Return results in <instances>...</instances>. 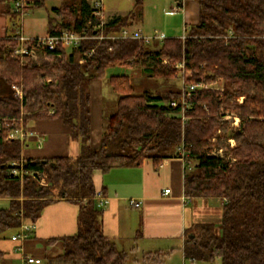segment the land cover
<instances>
[{"label": "trees", "instance_id": "16d2710c", "mask_svg": "<svg viewBox=\"0 0 264 264\" xmlns=\"http://www.w3.org/2000/svg\"><path fill=\"white\" fill-rule=\"evenodd\" d=\"M15 1L0 0V5L14 6ZM49 1L23 0L22 11L9 8L7 14L28 13ZM176 1L180 6L197 2L199 20L185 38H166L156 51L138 40H96L142 17L145 0H136L126 16L104 21L102 29H97L101 20L93 16L89 1L60 0L53 10L57 18L48 19L49 35L74 32L90 39L79 49L47 52L48 62L42 65L12 56L19 46L16 35L0 38V81L8 88L0 96V198L10 200V207L0 210V239L24 222L35 224L49 204L66 200L79 206L78 232L47 242L62 245L63 254L53 262L126 264L128 254L105 236L99 223L103 209L95 201L94 173L139 168L148 160L158 169L166 159L182 158L185 195L224 201L220 225L197 226L199 234L185 241V258L264 264V0ZM181 63L185 84H218L223 89H198L183 116L180 104L170 105L179 102L182 92L137 95L128 75L111 77L116 111L106 118L100 145L92 146L93 80H103L108 68L121 66L169 81L181 77L175 68ZM13 86L22 90V99ZM225 109L241 119L234 134L235 161L209 154V138ZM45 119L59 120L69 129L71 142L80 144L77 156L23 159L21 140L9 139L7 133ZM225 138L217 141L226 143ZM13 163H23L22 176L12 174ZM36 173L46 176V187L39 185Z\"/></svg>", "mask_w": 264, "mask_h": 264}, {"label": "crops", "instance_id": "0c3cea01", "mask_svg": "<svg viewBox=\"0 0 264 264\" xmlns=\"http://www.w3.org/2000/svg\"><path fill=\"white\" fill-rule=\"evenodd\" d=\"M57 8H52L54 16L56 14L53 10ZM182 12L186 14L185 3ZM104 16L106 21H110L126 15L106 16L104 13ZM143 18L144 15L138 19L142 21ZM134 25V19H130L127 26L141 29ZM22 30L25 33L24 28ZM12 33L10 36L18 34ZM27 35L43 37L49 33ZM122 68L124 67L108 68L105 79L93 80L90 85L93 147L100 145L105 121L109 117L104 112L105 84L109 85L111 77L126 75ZM109 89L111 96H114L116 111L118 96L110 85ZM69 133V129L61 121L45 119L31 123L27 129L22 128L16 139L23 144L22 156L25 160L77 156L80 144L71 142ZM185 173L186 164L182 158L166 159L158 169L148 160L139 168H118L106 174L99 171L94 173L96 192L109 199V204L102 210L99 223L105 236L112 239L120 251L128 254L126 264L132 260L131 254L135 256L132 264H163L166 259L171 260L175 255L178 262L182 260L186 264L184 244L188 238L199 234L197 226L220 225L224 201L220 198L187 197L184 189ZM166 190L170 191L169 194L165 193ZM131 200L138 201L140 207L134 208L130 204ZM78 215L79 206L69 201L57 200L49 204L39 220L35 224L31 223L33 229L28 239L14 241L13 237L17 233L11 235V238L5 234L0 239V264H26V258L39 259L41 264L47 258L48 264H57L53 261L63 254L61 242L50 245L47 242L77 234ZM40 253L45 256L38 255Z\"/></svg>", "mask_w": 264, "mask_h": 264}, {"label": "rangeland", "instance_id": "374dc122", "mask_svg": "<svg viewBox=\"0 0 264 264\" xmlns=\"http://www.w3.org/2000/svg\"><path fill=\"white\" fill-rule=\"evenodd\" d=\"M91 2L92 0H87ZM104 4V13L106 16H112V15H127L130 12L134 10V5L136 0H102ZM176 0H145L144 2V9H143V15L144 18L142 21H139L138 17H134L131 19H134L135 25H138L142 32L146 35H152L155 31H158L160 33L165 34L166 38H183L187 36V32L189 29L196 24L199 20V5L195 1H188L187 5L185 3V9L186 14H184L182 11H175V7L177 6ZM60 0H52L46 3V6L44 8L40 9H34L31 10L29 13H27L26 16L23 18L18 15H14L12 13L7 14V12L14 9L12 4H3L0 5V38L8 37L12 32H22L24 28V36L28 38H37V37H31L28 36V34L33 35H43L48 31L46 22L49 17H55L52 13V8L59 7ZM59 19V18H58ZM104 21H106V17L104 16ZM138 24H137V23ZM128 28H131L129 26H126ZM133 29V28H132ZM46 37V36H43ZM108 35H102L98 37L96 40H106ZM89 39V38H88ZM87 39V40H88ZM163 43L161 42H154L151 45H148L149 50L156 51L161 48ZM12 56L15 57V53H12ZM17 57V56H16ZM15 57V58H16ZM22 61L21 58H18ZM31 59V58H30ZM80 63L84 62L81 61ZM31 61L36 62L38 65H42L43 63L48 62L47 56H40L37 60L33 58ZM125 71V74L130 77L131 85L134 87L135 94L140 95L145 92H152L156 96H165L169 92H175L178 93L182 91L184 80L182 77H176L172 80L166 81V80H153L148 78L146 75L142 74L140 70H135L132 68H122ZM106 91H103V94L105 96V115L111 116L115 112L114 108V96H111V90L109 89L108 83L105 84ZM214 87H219L220 89H223L224 85H218V84H210ZM108 87V88H107ZM21 93L22 90L17 87ZM109 89V90H107ZM14 90V88H13ZM7 91V92H6ZM15 91V90H14ZM17 93V92H16ZM15 93V95H16ZM110 93V95H109ZM8 94V88L0 81V96L7 95ZM181 95V94H180ZM23 98V97H22ZM231 113H236L232 110H222L220 115H227ZM222 118V117H221ZM220 126L217 128L213 135L209 138L210 142V155H215L218 153L220 149L224 150V157L225 158H234L233 150L231 146H229L228 143L224 142H218L216 140V137L219 136H230V132L236 133L231 129V126L229 124L230 121H225L223 118L219 120ZM7 127V126H6ZM21 130V127L19 128ZM221 129L222 135L219 134V130ZM22 131V130H21ZM14 136L13 133H9ZM16 135V134H15ZM8 137V133H7ZM17 136L14 137L16 139ZM215 139V140H214ZM40 185V184H39ZM41 186V185H40ZM47 185H45L46 187ZM106 197V196H105ZM107 198V197H106ZM108 199V198H107ZM109 200V199H108ZM134 201V200H131ZM136 203H140L138 201H135ZM131 204V203H130ZM10 207V201H8L6 198H0V210L1 209H7ZM134 207V208H139ZM14 233H17L16 236L20 233V230L18 232L15 231H9L6 233V235L11 238V235ZM40 256H45L43 253L38 254ZM135 256L131 254V259L133 260ZM170 258V257H169ZM130 260L129 264H132L133 261ZM147 260V259H146ZM20 264V263H16ZM44 264H48L47 258L44 259ZM163 264H183V261L180 260L178 262L177 255L173 257V259L169 260L166 259L165 263ZM186 264H208V263H200V262H192L191 260H187ZM213 264H221L220 260H217Z\"/></svg>", "mask_w": 264, "mask_h": 264}, {"label": "built area", "instance_id": "2783aa9c", "mask_svg": "<svg viewBox=\"0 0 264 264\" xmlns=\"http://www.w3.org/2000/svg\"><path fill=\"white\" fill-rule=\"evenodd\" d=\"M90 5L92 7V13L93 16L96 18H99L101 20V24L97 27V29H102L103 23H104V4L102 0H92L90 2ZM24 2L23 0H17L14 3V9L15 11H22L24 9ZM175 11H183V6H180L177 4L175 7ZM27 15V12H21L20 16L23 18ZM90 39V37H85L84 35H80L74 32H63L61 35L58 36H51L47 35L46 37H37V38H28L24 36L23 32H20L16 35L14 38L16 41H18L19 46L15 49V57L16 58H33L37 60L40 56H46L47 52H55L58 49H66V50H73V49H79L82 46V43L86 41L87 39ZM111 40H138L142 41L145 45H151L155 41L156 42H163L166 40V36L163 33H160L158 31H155L152 35H146L142 32L141 29H132L128 27L122 28L118 33H115L113 35H110L107 37ZM185 38V36L183 37ZM94 51H91L89 54L93 55ZM83 61V60H81ZM82 63V62H81ZM175 68L180 72L181 77L184 73V64H177ZM16 96L22 99L23 95L21 91L16 87L13 86ZM217 87H214L213 85H204L203 83L198 84H185L182 88V93L180 96V100L178 101H172L170 105L172 107H177L179 104L182 106L181 115L184 116L185 109L189 107V100L193 96V94L198 89H214ZM243 99L240 100V103H242ZM183 121H185V117H182ZM223 120L230 121L229 124L231 126V129L236 132L241 125V119L240 117L235 114H227L222 115ZM22 130V127H21ZM19 128L15 130H11L8 132V138L14 139L15 136H17L20 132H22ZM13 133V135L9 134ZM16 134V135H15ZM219 134L222 135V132L219 130ZM226 143L229 144L232 148H235L236 141L234 139V133L230 132V136L226 137ZM215 140V139H214ZM217 140V137H216ZM182 153V150H180ZM185 157L184 153L181 154ZM214 156L218 157H224V150L220 149L218 153H216ZM232 159V161H235L234 158H228ZM13 166H15L12 170L13 175H20L22 176L24 172H22V169H19L23 166V163H13ZM37 175L35 178L39 181V184L41 186L47 185V180L45 175H41L40 173H36ZM169 190H166L165 193L169 194ZM95 201L97 202V206L100 209H104L108 204L109 200L100 192L96 193ZM131 205L133 207H139V204L135 201H131ZM33 229V225L28 222H24L20 228V233L17 236L13 237L14 241H23L28 239L30 232ZM26 264H41V260L34 259V258H26L25 259Z\"/></svg>", "mask_w": 264, "mask_h": 264}]
</instances>
